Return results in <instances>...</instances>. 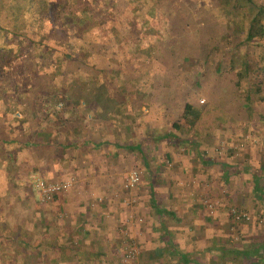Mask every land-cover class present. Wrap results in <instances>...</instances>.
Here are the masks:
<instances>
[{
  "label": "rangeland",
  "instance_id": "1",
  "mask_svg": "<svg viewBox=\"0 0 264 264\" xmlns=\"http://www.w3.org/2000/svg\"><path fill=\"white\" fill-rule=\"evenodd\" d=\"M208 1L176 0L179 12L170 14L165 41L152 39L150 55L140 59L123 56L125 44L132 46L123 34H65L54 15V4L62 0L18 14L6 7L11 0L0 1V22L16 32L0 33V141L12 140L0 144V231L30 232L28 247L0 236V264H41L29 262L35 251L44 264H124L132 245L139 249L138 263L145 264L140 244L147 234L142 214L149 186L178 194L200 187L206 198L214 190L250 187V181H238L264 166V34L256 25L250 47L238 46L244 34L228 39L225 18ZM128 2L83 4L124 14ZM226 41L235 45L232 50L226 51ZM82 44L91 50L94 69L62 64L61 50ZM56 60L62 68L57 79ZM190 101L215 106L229 119L190 146L171 137L156 140L180 121L182 106ZM40 134L51 135L55 147L40 145ZM78 142L83 146L57 147ZM4 149L14 152L15 168ZM225 170L232 182L221 183ZM134 172L139 183L124 190ZM69 179L70 190L38 205L34 180Z\"/></svg>",
  "mask_w": 264,
  "mask_h": 264
},
{
  "label": "trees",
  "instance_id": "2",
  "mask_svg": "<svg viewBox=\"0 0 264 264\" xmlns=\"http://www.w3.org/2000/svg\"><path fill=\"white\" fill-rule=\"evenodd\" d=\"M46 1L47 0H11L6 7L9 10L14 11L16 14L21 13V11L28 13L32 10L31 7L35 8L36 6H39V8H41ZM84 1L92 4L97 2V0H62L61 3L54 4L55 19L57 18L56 20L60 21V26L65 30H63L65 34H73L76 38L82 37L83 34L88 31L90 34H123L122 36L132 42V46L125 44L126 46L125 49L123 48L124 50L122 54L126 58L132 56L134 59H140L143 58V56L146 57L150 55L149 51L151 50V44H154L151 41L152 39L156 41L159 37V41H165L166 35L164 34H168V31L170 30V14L174 13L177 8L179 12L178 5L175 7L176 0H129V9L124 14L112 12L110 8H106L107 10L104 9L103 13H100L101 11H94L88 7V4L84 5ZM201 1H204L200 2L203 4L208 0ZM208 2L213 3L214 9L221 12L222 17L225 18V34H228V39L231 40L234 36L244 34L243 37L241 35L238 36L243 38L238 42V46L244 45L247 48L250 47L249 42H251V34L252 31L256 29V25L260 28V34H264V23H260V20L264 19V0H260L258 2L255 0H209ZM0 6L3 5L0 4ZM50 8H53L52 4L50 5ZM239 10L242 11L240 15H238ZM135 13H137L136 18L134 16ZM233 20H236V23H233ZM37 22H40V20H37ZM96 26H98V28H96ZM0 33L16 34V32H11L1 22ZM102 37L103 39L108 40L107 37ZM23 39L34 46L42 45V42H33L32 40L26 38V36ZM234 46L235 45L231 42H227V47L229 48H226V51L232 50ZM221 53H224V51H221ZM45 55L47 54H42V56ZM90 56H92L91 50H88L84 44L71 45L67 50H61L60 53V58L63 60L62 64H65L66 61H72L83 68L93 70V62L90 60ZM61 60H56L54 62V66L57 70L54 74L56 79L62 74L60 64ZM246 65H248V63ZM96 71L102 72L101 69ZM257 71V68L252 70L254 76L257 75ZM245 73L248 75L250 72L247 70ZM66 79L71 82L69 77H66ZM77 81L78 80L76 78L75 82ZM145 99L148 100L149 97H146ZM3 111L4 110L1 109L0 113H3ZM179 119V122H172L170 124V129L167 134L159 136L156 140L169 139L171 137L176 144L181 146H190L199 138L203 139L209 137L213 130L223 125L229 117L226 113L215 106L207 105L204 107H198L190 101L183 104L179 114ZM179 134L184 135V138H179L177 136ZM40 136L44 139L40 145L55 147V143L51 139V135L40 134ZM11 142L12 140H1L0 144H5L6 146ZM25 144L30 145L29 142H25ZM81 145L82 144L80 142L76 144L62 143L58 144L57 147L65 150L69 148H78L81 147ZM34 146L35 145H33V147ZM4 151L7 155L9 167L15 168L17 158L14 152L6 149H4ZM46 226H48V224H46L45 227ZM28 230L29 229H27V227H21L15 232H8V230L3 229V231H0V236L6 237L5 239H8L12 242V244L14 242L23 247H28L25 241L30 236V232H28ZM20 231L22 238L25 239L16 238V232L19 233ZM57 235L58 234L56 232V235H53V238ZM57 247V245L54 246L56 250H58ZM66 247L59 248L61 250H65ZM30 255H32V258H30L31 260L29 259V262L34 263L35 261H40L41 264H44L41 260H39L40 252H31ZM52 263L54 264V262ZM90 264L95 263L91 261Z\"/></svg>",
  "mask_w": 264,
  "mask_h": 264
},
{
  "label": "crops",
  "instance_id": "3",
  "mask_svg": "<svg viewBox=\"0 0 264 264\" xmlns=\"http://www.w3.org/2000/svg\"><path fill=\"white\" fill-rule=\"evenodd\" d=\"M227 172L221 183L232 182ZM246 180L251 183L248 188L214 190L211 197L217 204L212 213L200 187L178 194L149 186L148 207L142 214L147 234L140 244L145 264H264V222H236L229 215V207H236L253 217L264 216V166L259 164L258 174L238 182Z\"/></svg>",
  "mask_w": 264,
  "mask_h": 264
},
{
  "label": "built area",
  "instance_id": "4",
  "mask_svg": "<svg viewBox=\"0 0 264 264\" xmlns=\"http://www.w3.org/2000/svg\"><path fill=\"white\" fill-rule=\"evenodd\" d=\"M139 183V177L134 172L129 175L124 184V190H132ZM73 185L72 180H65L62 182H45L43 180H34L31 184V190L35 193L37 197V203L39 206H44L48 202L59 194L65 193L70 190ZM205 207L212 213L214 206L217 204L216 199L212 197H207L204 200ZM229 215L236 222H254L256 224L264 222V216H252V214L240 210L237 208L229 207ZM140 252L137 246L132 245L127 247L122 258L124 264H139Z\"/></svg>",
  "mask_w": 264,
  "mask_h": 264
}]
</instances>
